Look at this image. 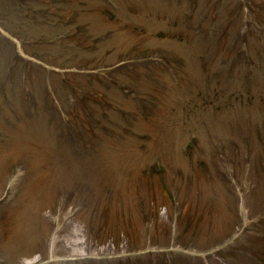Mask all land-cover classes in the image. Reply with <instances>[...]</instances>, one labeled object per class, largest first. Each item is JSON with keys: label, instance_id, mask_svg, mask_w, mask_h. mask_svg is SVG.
I'll use <instances>...</instances> for the list:
<instances>
[{"label": "rangeland", "instance_id": "rangeland-1", "mask_svg": "<svg viewBox=\"0 0 264 264\" xmlns=\"http://www.w3.org/2000/svg\"><path fill=\"white\" fill-rule=\"evenodd\" d=\"M26 2L0 17V264H264L258 11Z\"/></svg>", "mask_w": 264, "mask_h": 264}, {"label": "trees", "instance_id": "trees-1", "mask_svg": "<svg viewBox=\"0 0 264 264\" xmlns=\"http://www.w3.org/2000/svg\"><path fill=\"white\" fill-rule=\"evenodd\" d=\"M246 2H248L251 11H253V12L258 11V14L256 15L257 19H258V17H260L261 19H263V17H264L263 16V12H264V0H246ZM27 4L28 3L26 2V0H0V17L2 16L1 13L9 14V12L11 10L16 9V7L23 6V8H24L25 6H27ZM261 19H259L260 20L259 23H264V21H262ZM4 43H9V42L7 40H4ZM0 46H1V44H0ZM12 47H13V45H12ZM0 49H1V47H0ZM16 56H17V54H16ZM9 58H11V56H9ZM13 67H14V65H11L10 69L8 70L9 73H11L13 70H15V69H13ZM256 95L259 96V93H256ZM84 96H86V95H84ZM79 99H81V101H83V102L86 101V99L84 97L79 98ZM227 102H229V101L226 99V100H224V103L223 102H220V103L221 104L222 103L225 104ZM260 103L264 107V98L261 99V102ZM262 130H264V129H262ZM152 172L159 173V169H156L155 168V170H153ZM160 173H162V172H160ZM141 174H144V176H147L149 179L153 175V174L149 173L148 171L147 172L146 171H143L142 172V170H141Z\"/></svg>", "mask_w": 264, "mask_h": 264}]
</instances>
